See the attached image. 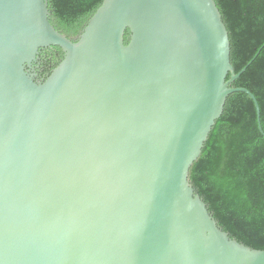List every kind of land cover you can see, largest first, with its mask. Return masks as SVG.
Returning a JSON list of instances; mask_svg holds the SVG:
<instances>
[{
  "label": "water",
  "instance_id": "1",
  "mask_svg": "<svg viewBox=\"0 0 264 264\" xmlns=\"http://www.w3.org/2000/svg\"><path fill=\"white\" fill-rule=\"evenodd\" d=\"M50 16L0 0V264H264L189 177L230 95L264 137L215 1L103 0L73 38Z\"/></svg>",
  "mask_w": 264,
  "mask_h": 264
},
{
  "label": "trees",
  "instance_id": "2",
  "mask_svg": "<svg viewBox=\"0 0 264 264\" xmlns=\"http://www.w3.org/2000/svg\"><path fill=\"white\" fill-rule=\"evenodd\" d=\"M214 1L228 31L235 73L245 68L232 87L254 95L264 133V0ZM102 2L48 0L49 21L60 33L77 37ZM55 50L61 60L63 52ZM189 177L223 231L247 247L264 249V137L248 95L228 97Z\"/></svg>",
  "mask_w": 264,
  "mask_h": 264
},
{
  "label": "flooded vegetation",
  "instance_id": "3",
  "mask_svg": "<svg viewBox=\"0 0 264 264\" xmlns=\"http://www.w3.org/2000/svg\"><path fill=\"white\" fill-rule=\"evenodd\" d=\"M55 47L46 50H40L37 56L36 64H34V68L38 74V80L46 78L50 72L53 70L55 64L60 62L59 54L56 53ZM63 58V57H62ZM58 65V64H57Z\"/></svg>",
  "mask_w": 264,
  "mask_h": 264
}]
</instances>
